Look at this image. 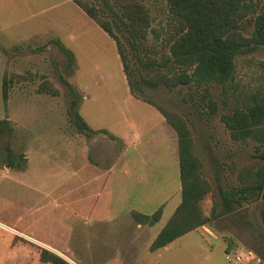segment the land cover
<instances>
[{
	"label": "rangeland",
	"instance_id": "374dc122",
	"mask_svg": "<svg viewBox=\"0 0 264 264\" xmlns=\"http://www.w3.org/2000/svg\"><path fill=\"white\" fill-rule=\"evenodd\" d=\"M245 1L262 11L264 0ZM145 4L152 28L165 36L167 0ZM255 17L249 12L242 23L246 36ZM146 43L160 46L156 34ZM71 89L89 126L116 139L77 129ZM145 96L188 121L213 186L201 203L206 216L215 199L221 203L220 188L243 191L240 179L264 162V145L235 142L221 117L264 96V46L238 56L236 77L225 86L145 88ZM0 122L9 127L0 142V264H51L41 260L43 249L70 264H264V192L248 191L232 213L150 251L181 202L178 137L156 108L130 94L115 42L74 2L0 0ZM7 147L23 166H9ZM160 208L155 226L133 215Z\"/></svg>",
	"mask_w": 264,
	"mask_h": 264
},
{
	"label": "trees",
	"instance_id": "16d2710c",
	"mask_svg": "<svg viewBox=\"0 0 264 264\" xmlns=\"http://www.w3.org/2000/svg\"><path fill=\"white\" fill-rule=\"evenodd\" d=\"M101 1L104 8L91 0H73L115 42L130 94L156 108L178 137L181 202L152 242L150 251L156 252L232 213L236 205L248 199V191L257 197L264 192L263 162L255 171L246 172L245 178L240 179L243 191L228 194L220 188L221 203L215 199L211 215L206 216L201 203L213 191V186L205 178L203 162L195 153L188 121L181 114L167 110L145 96V88L156 90L166 87L174 90L187 86L197 89L213 84L225 86L233 81L237 73L238 56L251 54L264 46V2L262 11L258 13L253 4L245 0H167L171 28L163 36V33L152 28V15L145 0ZM107 10L116 21L108 19ZM249 12L256 16L255 28L251 36H246L242 23ZM115 25L123 31L125 41L115 31ZM151 34H156L160 46H147ZM3 52L9 53V49L3 47ZM72 62L73 57L70 55V66ZM48 86L46 83L45 87ZM57 93V90H52V94ZM71 94L73 101L70 115L77 129L88 137L104 133L116 139L106 130H93L78 112L80 99L77 92L71 89ZM3 97L8 99L7 80H4ZM204 97L208 99L211 113L216 114L217 105L209 97L208 91ZM221 119L235 142L246 143L248 139H254L264 145V96L242 107L236 106L230 113L222 115ZM8 129L5 122H0V142ZM7 150L9 166H23L16 161L8 147ZM262 156L264 160V152ZM133 215L139 224L155 226L163 217V209L152 215L140 212H134ZM262 220L264 223V209ZM231 249L230 246L228 252ZM41 260L51 264H70L46 249L41 251Z\"/></svg>",
	"mask_w": 264,
	"mask_h": 264
},
{
	"label": "crops",
	"instance_id": "0c3cea01",
	"mask_svg": "<svg viewBox=\"0 0 264 264\" xmlns=\"http://www.w3.org/2000/svg\"><path fill=\"white\" fill-rule=\"evenodd\" d=\"M70 1H72L73 2V0H70ZM164 120V119H163ZM166 122V121H165Z\"/></svg>",
	"mask_w": 264,
	"mask_h": 264
},
{
	"label": "water",
	"instance_id": "95a60500",
	"mask_svg": "<svg viewBox=\"0 0 264 264\" xmlns=\"http://www.w3.org/2000/svg\"><path fill=\"white\" fill-rule=\"evenodd\" d=\"M263 197H264V195H263Z\"/></svg>",
	"mask_w": 264,
	"mask_h": 264
}]
</instances>
